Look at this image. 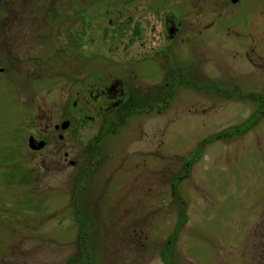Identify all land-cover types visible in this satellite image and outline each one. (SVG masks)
<instances>
[{
    "label": "rangeland",
    "instance_id": "374dc122",
    "mask_svg": "<svg viewBox=\"0 0 264 264\" xmlns=\"http://www.w3.org/2000/svg\"><path fill=\"white\" fill-rule=\"evenodd\" d=\"M239 1L0 0V20L23 17L11 34L0 21V264H264V117L211 85L259 71L253 48L264 57V18L249 34L258 0ZM165 16L181 22L174 41ZM76 63L80 81L124 68L142 96L170 97L99 144L87 117L77 143L57 142ZM257 79L240 88L264 94ZM48 119L52 143L33 152Z\"/></svg>",
    "mask_w": 264,
    "mask_h": 264
},
{
    "label": "flooded vegetation",
    "instance_id": "af4514ba",
    "mask_svg": "<svg viewBox=\"0 0 264 264\" xmlns=\"http://www.w3.org/2000/svg\"><path fill=\"white\" fill-rule=\"evenodd\" d=\"M28 1H23L22 2V9L24 5H27ZM233 2V1H232ZM240 1L237 3L233 4H238ZM258 4V5H257ZM77 2L72 3L73 9H76ZM27 8H29L27 6ZM251 8V14L253 17V21L251 20V28L249 31V34L251 35L252 32H254V23H259L260 18H264V0H258L256 4H252L250 6ZM76 16L74 15L73 20L76 21L78 15V12H75ZM261 16V17H260ZM87 16L83 15V21L82 23L84 24V30L85 33H89L91 29L90 25V19L86 18ZM166 21V28L168 29V35H165L166 39H169L170 41H174L175 37L177 36L179 30L181 29V22H176V20H171L168 16H165ZM23 17L21 16H13L12 18L6 17L2 18L3 25H6V30L11 34L13 30L21 29L22 30V23L21 20ZM0 20V21H1ZM49 20V18H47ZM180 21V20H179ZM8 22V23H7ZM52 22V21H51ZM264 23V21H261ZM253 24V27H252ZM72 27V28H71ZM89 27V29H88ZM71 29L70 35L71 36H77L76 38L80 37V34L78 32V27L75 25L69 27ZM235 28V26H234ZM26 29V26L23 27V30ZM88 29V31H87ZM35 31V30H34ZM136 35L138 36L142 35V32H139L136 28L135 30ZM134 33V34H135ZM144 37V36H143ZM75 43V42H74ZM76 45H73L74 48H79V46H82V42L75 43ZM254 48L247 53L248 55V64L253 67H258L259 71H254V70H248L246 72H240L242 75L243 74H252L256 78V82H247V80L252 76L248 77L247 80H237V77L232 78L229 77L228 75L223 73V78L225 79V82H217L214 84H211L215 88H217L218 92H221L220 94H223L224 97L226 98H231L232 97V92H237L240 94L238 96L240 99H246V101L251 102L254 106L257 105V108H254V106L251 107V112L253 113L252 116L249 119H261L264 117V94H255L252 92H246V94L243 92L242 88L246 90L250 89H255L256 87L259 86V81L257 78L261 74L264 75V71L262 69L264 68V57L258 56L256 59L258 62H255V56H254ZM244 56V55H243ZM81 60H84L87 62L89 65L90 69V62H93L94 56L88 57V58H82ZM78 64L74 66H68L67 69H69L71 72V85H70V104L66 108H64V112L61 114V119L59 120L58 123H55L53 125L54 131L49 134L52 123L49 122L47 123L46 128H45V133L46 135H30V137H34L35 143L38 144L42 141L46 142V146L43 148H47L49 145H51L52 141L50 138L47 136V134L51 135L52 138H56L57 142H65L69 137L71 141L77 143L78 138V124L83 123L85 121L86 117L91 118L90 121L93 122H101L98 125V133L96 134L95 138H92L95 140L98 144L101 141H104L107 136H110L111 134L118 135V131L120 130L119 128L121 126H124V121L127 117L130 119L133 118L136 114H139L145 109V112L147 111H153L156 107L159 105V99L162 97L164 104H166L168 97H170L169 89L165 92V95H163L164 92H159L158 87H152L150 96H142L140 92H138L136 89H134V85L132 82H130L127 79L126 75V69L121 68L116 69L120 70L121 72L118 73V75H106L102 74V71H95L93 70L88 73H90V77L86 76V78H83V80H79V66ZM92 65V64H91ZM264 70V69H263ZM0 71L3 73L4 69L0 68ZM30 70L25 71V74L23 75L25 78H32L31 73L29 72ZM81 72V71H80ZM79 72V73H80ZM34 76V75H33ZM137 76V75H135ZM222 76V75H221ZM37 78V77H33ZM132 78V75L129 77ZM229 79H232L231 82H229ZM30 81V80H29ZM83 82H87L85 87L80 88V84ZM246 82V86H245ZM189 83V82H188ZM242 83L243 86H242ZM217 85L221 87H226V88H231L233 85L235 88H233L232 92L230 90H221L220 87L218 88ZM169 87V83L166 84L164 88ZM242 87V88H240ZM245 91V90H244ZM256 104V105H255ZM144 107V108H143ZM246 110L248 113L249 107L248 103H246ZM141 111V112H140ZM89 113L87 115L86 113ZM85 113V114H84ZM81 116V117H79ZM67 124V127L64 128L63 126ZM100 126V127H99ZM103 129H105L104 135L102 139H99V137L102 134ZM43 136H47L44 138ZM28 138V140H29ZM42 149V150H43ZM106 149V147H105ZM40 150V151H42ZM61 150V149H60ZM33 151V150H32ZM33 152H39V151H33ZM106 153H110L108 150H106ZM70 154L69 152H65V161L69 163L72 168L77 166L76 161L70 160Z\"/></svg>",
    "mask_w": 264,
    "mask_h": 264
},
{
    "label": "water",
    "instance_id": "95a60500",
    "mask_svg": "<svg viewBox=\"0 0 264 264\" xmlns=\"http://www.w3.org/2000/svg\"><path fill=\"white\" fill-rule=\"evenodd\" d=\"M234 3H237L239 0H232ZM64 128L67 127V124L63 126ZM46 146V142L42 141L38 144L35 143L34 137L29 138V147L33 151H40Z\"/></svg>",
    "mask_w": 264,
    "mask_h": 264
},
{
    "label": "trees",
    "instance_id": "16d2710c",
    "mask_svg": "<svg viewBox=\"0 0 264 264\" xmlns=\"http://www.w3.org/2000/svg\"><path fill=\"white\" fill-rule=\"evenodd\" d=\"M236 131H238V130H236ZM236 131H235V132H236Z\"/></svg>",
    "mask_w": 264,
    "mask_h": 264
}]
</instances>
